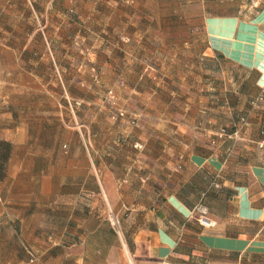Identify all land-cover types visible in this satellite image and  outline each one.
<instances>
[{"label": "crops", "instance_id": "crops-1", "mask_svg": "<svg viewBox=\"0 0 264 264\" xmlns=\"http://www.w3.org/2000/svg\"><path fill=\"white\" fill-rule=\"evenodd\" d=\"M210 1L183 11L185 25L153 28L146 73L132 80L120 68L131 60L111 59L114 94L143 98L130 107L141 117V149L123 165L104 164L101 146L100 154L71 142L59 149L54 130L66 126L69 82L81 80L70 72L69 1L0 0L2 82L11 86L2 92L15 99L14 114L32 115L0 127L2 222L16 229L2 237V264H264V106H252L264 88V3L244 10ZM200 203L213 227L191 214Z\"/></svg>", "mask_w": 264, "mask_h": 264}, {"label": "rangeland", "instance_id": "rangeland-1", "mask_svg": "<svg viewBox=\"0 0 264 264\" xmlns=\"http://www.w3.org/2000/svg\"><path fill=\"white\" fill-rule=\"evenodd\" d=\"M67 1L70 5V72L80 75L81 80L74 77L69 82L72 96L67 110L65 109L69 116L63 114L66 126L64 129L54 130L56 137L60 140L59 149L68 151V143L71 142L76 152L100 154L98 147L101 146L104 164L109 157H114L116 160L123 161L125 165L126 157L131 156L132 149H141L140 140L143 136V129L137 126L141 117L134 114L130 107L134 104L137 106L142 104L143 98L141 96L117 97L114 94L115 85L108 80V73L111 69L110 61L112 58L117 59L123 56L130 59L129 65L120 68L125 74H129L132 80L136 75L146 73L144 69L153 60L151 52L159 37L153 28L187 24L182 17L183 11L197 9L201 0H149L146 6L141 0L137 2L133 0ZM231 3L235 5L234 7L241 4L244 5L242 9L253 10L260 7L264 0L210 1L213 7L227 6ZM203 4H206V1ZM2 20L5 26L6 24L12 26L15 17L3 11ZM200 24L199 22L198 25ZM149 27L151 29L147 31L146 28ZM9 60V58L4 59L5 63ZM99 62L103 63L102 82L95 80L97 70L95 66L100 64ZM5 73H7L6 70ZM4 76L6 77V74ZM34 84L33 82L28 83L29 86ZM140 84L143 90L149 86L147 81L137 85ZM8 87H11L9 82H2V65L0 64V127L7 125L15 117L22 121L32 118V115L27 113L16 112L14 114L15 99L13 96L10 99L7 98L2 92L7 91ZM122 93L126 96L130 95L125 91ZM18 100L20 103L23 101L22 98ZM54 115L58 117V114ZM241 118L245 119L244 123L238 121L236 125L243 124V128L247 119L245 116ZM1 133L3 132L0 130ZM232 137L236 136L232 134ZM45 148L52 150V147ZM27 151L26 146H18L16 153L24 155ZM14 164L29 167L32 162L17 161L16 163L15 161ZM198 183L202 185L203 180ZM167 214L168 217L171 216L170 211H167ZM191 214L197 218L200 216L211 218L209 210L203 203L195 206ZM15 230L12 224L2 222V199H0V264L3 261L2 237L13 238Z\"/></svg>", "mask_w": 264, "mask_h": 264}, {"label": "built area", "instance_id": "built-area-1", "mask_svg": "<svg viewBox=\"0 0 264 264\" xmlns=\"http://www.w3.org/2000/svg\"><path fill=\"white\" fill-rule=\"evenodd\" d=\"M252 106L256 109H261V107L264 106V88L260 91L259 95L252 101ZM244 121H245L244 118L239 119V122L241 123H244ZM242 125L243 124H239L238 126L236 125V128L232 133L234 136L239 135L242 129ZM198 221L200 224L208 226V227H213L216 224L215 220L211 218H207L205 216H200L198 218ZM183 264H190V263H183Z\"/></svg>", "mask_w": 264, "mask_h": 264}, {"label": "trees", "instance_id": "trees-1", "mask_svg": "<svg viewBox=\"0 0 264 264\" xmlns=\"http://www.w3.org/2000/svg\"><path fill=\"white\" fill-rule=\"evenodd\" d=\"M235 128H236V123H235V125L231 131V134L233 133ZM7 155H8V144L5 142H2V140H0V178L2 177V173L4 171V166H5L4 164H5V160L7 158ZM190 264H192V263H190Z\"/></svg>", "mask_w": 264, "mask_h": 264}]
</instances>
